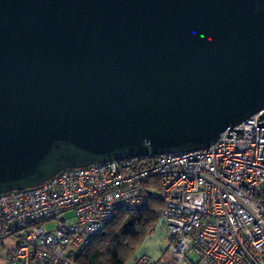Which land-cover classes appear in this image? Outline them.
Returning <instances> with one entry per match:
<instances>
[{
    "label": "water",
    "instance_id": "1",
    "mask_svg": "<svg viewBox=\"0 0 264 264\" xmlns=\"http://www.w3.org/2000/svg\"><path fill=\"white\" fill-rule=\"evenodd\" d=\"M257 112L264 0H0V191L207 146Z\"/></svg>",
    "mask_w": 264,
    "mask_h": 264
},
{
    "label": "built area",
    "instance_id": "2",
    "mask_svg": "<svg viewBox=\"0 0 264 264\" xmlns=\"http://www.w3.org/2000/svg\"><path fill=\"white\" fill-rule=\"evenodd\" d=\"M258 114L235 125L242 133L228 130L232 137H226V129L207 146L65 167L35 185L0 191L2 264H74L70 254L117 209L147 204L154 178L169 253L162 259L141 254L131 264H264V127H256ZM68 210L74 220L64 217Z\"/></svg>",
    "mask_w": 264,
    "mask_h": 264
},
{
    "label": "trees",
    "instance_id": "3",
    "mask_svg": "<svg viewBox=\"0 0 264 264\" xmlns=\"http://www.w3.org/2000/svg\"><path fill=\"white\" fill-rule=\"evenodd\" d=\"M141 159L131 158L132 161ZM152 183L157 188L155 178ZM149 194L147 204L142 208L117 209L101 231L77 253L75 259L79 264H123L130 245L151 231L156 219L161 216L159 195H154L152 188Z\"/></svg>",
    "mask_w": 264,
    "mask_h": 264
},
{
    "label": "rangeland",
    "instance_id": "4",
    "mask_svg": "<svg viewBox=\"0 0 264 264\" xmlns=\"http://www.w3.org/2000/svg\"><path fill=\"white\" fill-rule=\"evenodd\" d=\"M153 194L158 195L159 191L157 188H152ZM64 217H67L69 221L74 220V213L72 210H68L64 213ZM62 220V218H60ZM43 226L47 229H51L54 226L53 222H43ZM169 253V243L167 240V231L164 219L160 216L156 219L153 229L143 234L137 242H133L130 245V249L125 253L124 263L131 264L133 259L141 254L149 255L153 258H164ZM74 264H79L75 258L77 252L70 254ZM188 257L192 261H196L197 256L192 251L189 252ZM4 252H0V264L3 263Z\"/></svg>",
    "mask_w": 264,
    "mask_h": 264
}]
</instances>
